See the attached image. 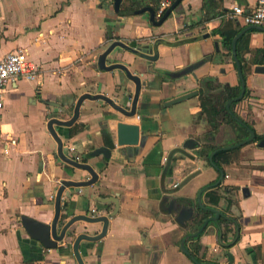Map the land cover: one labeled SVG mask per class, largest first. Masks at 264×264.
I'll return each mask as SVG.
<instances>
[{"label": "crops", "instance_id": "1", "mask_svg": "<svg viewBox=\"0 0 264 264\" xmlns=\"http://www.w3.org/2000/svg\"><path fill=\"white\" fill-rule=\"evenodd\" d=\"M203 2L182 0L162 24L153 25L148 12L116 13L113 0H0V58L24 48L39 66L36 79L17 77L3 90L0 264H78L71 249L60 252L34 243L23 230L20 216L50 223L60 181L90 178L86 170L72 167L57 155L46 123L53 113L63 120L70 118L77 98L85 92L102 93L118 102L126 88L134 92V83L121 69L106 71L96 66L99 54L117 39L132 46L149 43L157 54L156 59L146 60L115 47L107 55L106 64H125L145 82L138 113L123 116L104 100L85 98L70 126L54 124L65 154L79 156L98 174L93 184L63 190L61 214L90 215L94 208L97 214L108 215L115 203L103 199L113 197L118 202L106 234L94 242H80L84 264H264V148L254 139L246 142L238 146L234 161L223 167L215 164L218 168L210 163V154L207 159L198 154L205 143L219 148L240 141L225 122L207 136L213 131L201 113L199 94L200 89L207 90V78L214 85L241 86L232 53L223 48L216 29L227 20L220 17L226 12L222 9L230 11L236 4L251 7L256 0H208L207 12ZM236 22L242 29L248 26ZM243 34L248 36L249 51L244 56L249 58L253 50L263 47L264 31L249 29ZM199 60L201 64L191 72L182 73ZM255 65L244 77L247 93L230 109L263 137L264 73L254 72ZM193 90H197L194 96L164 105ZM216 90L211 86L208 92ZM119 120L141 125L144 135L135 149L116 146ZM188 138L197 145L186 149L188 155L175 152L164 173L168 152ZM101 146L109 148L110 158L90 155ZM219 169L224 177L214 186ZM195 170L199 173L180 187L179 182ZM243 187L248 188L246 196ZM201 188L200 202L216 209L219 216L202 230L205 218L214 212L207 211L196 227L194 219L184 224L176 220L179 205L193 206L198 215ZM213 188L220 194L217 205L205 195ZM71 215H65L58 230ZM101 228L102 222L79 221L76 232L95 234Z\"/></svg>", "mask_w": 264, "mask_h": 264}, {"label": "water", "instance_id": "2", "mask_svg": "<svg viewBox=\"0 0 264 264\" xmlns=\"http://www.w3.org/2000/svg\"><path fill=\"white\" fill-rule=\"evenodd\" d=\"M181 1L182 0H174L170 4V6L168 8H166V10L163 12V14L159 17H156L154 9H152L150 7H143L141 9H138L135 11H129V12L120 11L119 5H120L121 0H113V7H114L115 12L118 14H121V15L141 14L143 12H148L149 13V16H148L149 22L153 25H160V24H162V22H164V20H166L172 14V11H174L180 5ZM249 29H258V30L264 31V27H261L258 25H248L245 28H243L241 31H239L233 37L232 45H231V53H232V57L234 59L236 67H237V72H238V76L240 79L241 86H240L239 94L236 97L229 99L226 102L227 112L237 122H239L241 124H243V121L231 111L230 104L234 101L240 100L243 97L244 92H245V80H244V76L242 73L241 64H240L239 59H238L237 54H236V41L245 31H247ZM115 47H122V48H125L127 50H130L133 53L138 54L140 57H142L146 60H154L157 58V54L152 53V48H151V45L149 43L137 45V46L136 45L132 46V45L126 44L125 42H123L120 39L113 40L107 46V48L103 52H101V54H99L96 66L100 70H106V71H110L113 69H121L125 73L126 78L129 81L134 83V92L132 93L130 90H128V88H126V91L122 96L123 100L120 99L121 102H118V100H113L112 98H110V97H108L102 93L91 94L89 92H85L77 98V100L74 104L70 118L63 120V119H60L58 117L57 113L50 114L49 119L46 123V127L56 142L57 155L64 162L71 165L72 167L86 170L89 173L90 178H88L87 180H61L60 181V186L56 191L54 216H53L50 223H44L42 221H39L35 218L29 217L26 215L20 216V222H21L23 230L25 231V233L28 235V237L34 243L38 244L40 247H44L47 249H49V248L57 249L60 252H63L66 249H71L72 254L76 258L78 264H84V262L82 260V256L79 252L80 242L82 240L94 242V241L101 239L106 234V230H107V226H108V219L117 211L118 202L113 197L103 199L104 201H113L115 203V208L111 212H109L108 215L97 214V212L91 213L90 215L87 213L86 214H75V215L72 214L71 215V213L66 212V211L64 212V214H61V211H62L61 195L63 193V190L66 187H70V186L75 187V188H79L82 186L93 184V183L97 182L98 174L90 164L75 160L74 158L68 157L65 154L66 147L63 146L62 139L59 137L56 130L54 129V124L63 125V126H70L78 117L80 104L82 103V101L85 98L104 100L115 111L119 112L123 116L130 117V116H133V115L138 113L137 101L139 99L140 89L143 85H145V82H143V80H141L140 75H138L136 73H132L130 71V69L127 67V65H125V64H122V63L106 64L107 55ZM215 49H216V51L219 50L218 42H215ZM201 62L202 61L199 60V61L195 62L194 64L187 66L183 70L182 73L186 74V73L191 72L194 68H196L199 64H201ZM253 70L256 73H264V65H261V64L255 65ZM196 93H197V90L186 92L184 94H181L179 96H176L175 98H172V99L166 101L164 103V105L166 106V105H170L173 103L180 102L184 99H187L191 96H194ZM128 100H130L131 103H130V105L127 106L126 101H128ZM50 103L54 104V102H50ZM61 109L63 111H66V109H64V108H61ZM247 130L249 132V135L246 138H244V139H242V140H240V141H238L232 145L216 148L210 153L209 161L215 168H218V167L213 162L212 157H213V154L218 149H228V148L238 147V146H240L246 142L252 141L255 138V132L250 127H247ZM142 133L143 132H142V128H141L140 124L127 123V122H122L121 120H119L116 124V146H124V147H129L130 149H132V148L135 149L140 144V142L142 141V135H144ZM197 143L198 142L195 139L188 138L185 140V142L182 144V146L172 148L168 152L166 157L164 158L163 172L166 173V171L170 165L172 156L175 152H181L183 154L188 155V153L186 152V149L187 148H190V149L194 148V146L197 145ZM256 145L258 147L264 148V135L260 140H258L256 142ZM99 154H102L105 158H110L111 151L109 150V148L101 146V147L96 148L95 150H93L90 153L91 156H96ZM219 172H220V174H219L218 179L212 184L214 186L219 184L220 181L222 180V178L224 177V172L221 169H219ZM198 173H199V170H195L194 172H191L190 174L185 176V178H183V180H181V182H179L178 185L181 187L182 185H184L187 181H189L193 176H195ZM241 190H242L243 195H245V196L248 195V188L247 187H243ZM202 191H203V188H201L197 194V205H198V207L201 208L202 210H205V211H212L215 213V215L210 216L208 218H205L200 230H202L205 227V225L207 224V222L209 220H217V218L219 217L216 214L217 213L216 209L207 208L206 206H204L200 202V193ZM65 194L68 195V192H65ZM178 207H180V210L178 212V215L176 216V220L181 224H184L186 221L192 220L197 216V212L194 211L193 206L179 205ZM67 214L71 215L70 218H68L66 220V222L62 225L60 230H58V225L62 222L63 218H65V215H67ZM79 221H83L86 223L102 222V228H101L100 232L95 233V234H88L86 232L77 233L76 232L77 231V222H79ZM195 234H197V232L193 233L192 235H195ZM65 239H67L68 241H66L65 244H60Z\"/></svg>", "mask_w": 264, "mask_h": 264}, {"label": "trees", "instance_id": "3", "mask_svg": "<svg viewBox=\"0 0 264 264\" xmlns=\"http://www.w3.org/2000/svg\"><path fill=\"white\" fill-rule=\"evenodd\" d=\"M161 0H121L119 9L123 12L135 11L143 7H150L156 11L158 9ZM171 3L174 0H169ZM208 0H204L203 7L207 12ZM222 11H227L222 9ZM222 13V12H221ZM224 13V12H223ZM210 16H206L209 18ZM212 17V16H211ZM242 29L241 26L236 22L235 18H228L223 21L221 25L216 29V33L219 34L221 38V44L226 52H231V45L233 37ZM249 51V40L247 34L241 35L236 41V54L241 64V69L243 76L247 71L250 70L253 64L264 65V45L261 48L253 50L252 56L246 58L245 53ZM207 90L200 89L199 101L201 106V113H204L211 126L212 133L207 136H212L214 132L218 129L220 123L225 122L229 124L233 130L236 132V141L242 140L249 135L247 127L253 128L252 124L247 120H242L243 124L237 122L226 110V102L229 99L236 97L239 94L240 84L236 86H229L226 84L216 83L215 85L211 83L210 78L205 80ZM216 87L217 90L213 93H209V87ZM247 91H245V94ZM234 102L231 104V106ZM108 136V133H106ZM262 138L261 135H255L254 141H258ZM216 147L212 144H203L198 150V154L207 159L210 152ZM239 148L232 149H222L217 150L213 154V162L219 166L223 167L224 164H229L237 158ZM208 200L217 205L220 200V194L218 191L213 189H208L205 193ZM208 212L199 209L198 215L194 218L195 227L200 225L202 220L207 216Z\"/></svg>", "mask_w": 264, "mask_h": 264}, {"label": "built area", "instance_id": "4", "mask_svg": "<svg viewBox=\"0 0 264 264\" xmlns=\"http://www.w3.org/2000/svg\"><path fill=\"white\" fill-rule=\"evenodd\" d=\"M170 4L169 0H161L156 11V16H161ZM220 17L225 19L235 18L247 25L264 27V0H257L251 7L233 5L230 11L224 12ZM38 71L39 66L28 58L27 50L24 48H17L0 58V110L4 105V86L17 77L34 80L38 76ZM74 159L80 160L77 155ZM91 213H96V209L92 208Z\"/></svg>", "mask_w": 264, "mask_h": 264}]
</instances>
